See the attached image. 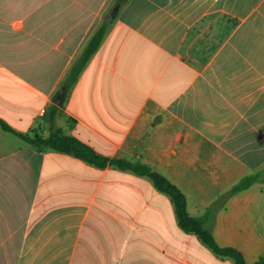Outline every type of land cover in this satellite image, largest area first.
<instances>
[{"label": "crops", "instance_id": "obj_1", "mask_svg": "<svg viewBox=\"0 0 264 264\" xmlns=\"http://www.w3.org/2000/svg\"><path fill=\"white\" fill-rule=\"evenodd\" d=\"M114 1L0 0V119L30 136L56 125L104 157L145 164L200 218L264 173V0H130L109 23ZM207 226L257 262L264 183ZM0 264L236 263L185 232L149 177L39 150L0 125Z\"/></svg>", "mask_w": 264, "mask_h": 264}, {"label": "trees", "instance_id": "obj_2", "mask_svg": "<svg viewBox=\"0 0 264 264\" xmlns=\"http://www.w3.org/2000/svg\"><path fill=\"white\" fill-rule=\"evenodd\" d=\"M130 0H115L113 3L112 11L119 12L125 7ZM108 23L105 22L91 37L87 43L82 54L74 63L64 83L65 90H70L77 82L79 76L86 68L87 64L95 53L99 50L103 39L107 33ZM0 125L3 130L14 134L15 136L26 141L31 146L39 150H54L61 153L73 155L79 159L88 162L98 168H106L108 166L118 167L123 170H131L140 176L149 177L155 187L162 193L169 195L175 205L176 215L180 227L187 233L196 234L201 241L208 246L214 253L221 257L231 258L236 264H249L247 263L244 254L234 247H221L216 241L211 229L207 224L213 220L215 214L224 209L235 194L242 192L257 182L264 183V173L258 172L254 176H250L244 179L239 184L232 187L229 191L220 196L210 206L204 216L197 218L191 216L188 210V200L184 192L175 184H173L163 174L152 170L145 164L140 162H131L121 159H109L98 154L92 147L83 143L78 138L67 134L62 128L53 126L51 134L45 137L41 133H37L35 136L26 135L13 129L4 120L0 119ZM254 264H264V256L261 257Z\"/></svg>", "mask_w": 264, "mask_h": 264}, {"label": "water", "instance_id": "obj_3", "mask_svg": "<svg viewBox=\"0 0 264 264\" xmlns=\"http://www.w3.org/2000/svg\"><path fill=\"white\" fill-rule=\"evenodd\" d=\"M117 11H114L108 18H107V21L109 22V23H111L113 20H114V18L116 17V15H117ZM57 103L58 104H60V105H62V95H60V97L57 99Z\"/></svg>", "mask_w": 264, "mask_h": 264}, {"label": "rangeland", "instance_id": "obj_4", "mask_svg": "<svg viewBox=\"0 0 264 264\" xmlns=\"http://www.w3.org/2000/svg\"><path fill=\"white\" fill-rule=\"evenodd\" d=\"M257 183H263V182H257Z\"/></svg>", "mask_w": 264, "mask_h": 264}]
</instances>
